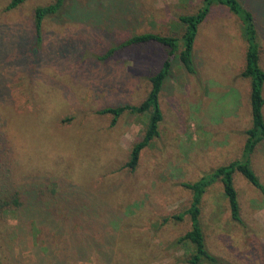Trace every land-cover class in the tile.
<instances>
[{
    "label": "rangeland",
    "instance_id": "obj_1",
    "mask_svg": "<svg viewBox=\"0 0 264 264\" xmlns=\"http://www.w3.org/2000/svg\"><path fill=\"white\" fill-rule=\"evenodd\" d=\"M51 1L25 0L5 10L9 0H0V130L10 147L0 155V185L56 177L67 199L97 207L85 214L95 242L77 246L91 253L79 264H97L96 250L106 252L107 264H188L191 246L175 241L189 229V216L171 218L190 204L191 191L181 183L240 159L251 125L239 19L214 3L194 40L196 72L173 59L159 95V135L130 170L125 164L147 114L126 111L111 124V115L99 110L139 104L167 52L156 42L109 50L134 33L180 35L178 16L196 11L201 0H66L62 14L43 19L37 42L33 11ZM241 2L258 23L264 69V0ZM251 164L264 184V141ZM233 182L244 225L231 220L215 181L201 199L206 247L222 264H264V194L239 172ZM4 217L0 228L12 233L10 263L31 262L28 226L16 231L17 217Z\"/></svg>",
    "mask_w": 264,
    "mask_h": 264
},
{
    "label": "trees",
    "instance_id": "obj_2",
    "mask_svg": "<svg viewBox=\"0 0 264 264\" xmlns=\"http://www.w3.org/2000/svg\"><path fill=\"white\" fill-rule=\"evenodd\" d=\"M24 1L9 0L5 10L14 9ZM214 3L224 5L240 21L241 35L246 43L245 66L240 74L250 79L251 125L245 130L246 138L240 159H234L225 165L218 166L194 182L181 183L191 191L190 204L184 212L172 215L171 218L181 220L185 214L189 216V229L175 241L176 244L191 246V251L186 257L188 264H222L223 262L221 258L207 249L200 220L201 199L209 185L217 180L222 183L230 218L242 226L244 222L241 217L233 174L239 172L254 188L264 194V184L251 164L253 153L264 141V69L259 63L261 52L259 26L253 11L246 7L241 0H201L196 11L178 16L181 27L180 35L151 31L131 34L119 45L112 47L109 52L120 47L156 42L165 46L167 53L158 70L149 76V91L139 104L126 103L106 106L99 110L101 114L111 115V124H114L116 119L126 111L147 114L142 137L132 144L129 158L125 164L130 170H134L141 150L159 135V123L163 117L159 95L165 80L171 74L173 59L177 57L187 72H196L193 57L194 40L198 25L208 16ZM65 4L66 0H53L34 9L33 26L37 42L41 40L43 19L62 14ZM9 151L10 147L6 143L4 132L0 130V155L3 154L2 152L9 153ZM65 188V184L56 177L44 178L25 187L13 186L11 182H3L0 185V223L5 221L4 216L7 214H14L17 217L14 229L17 231L23 226H28V233L34 242L33 260L27 263L24 260H15V264H79L81 261H87L90 257L89 248L77 246L83 241L92 244L95 242L93 232L88 231L85 214H96L99 209L94 205L90 206L92 203L86 200L83 202L81 199V201L67 199L64 194ZM167 219L164 218V220ZM3 229L0 228V241L2 242H0V264H4L7 255L9 259L5 264H13L10 263L12 258L9 250L12 249L10 242L12 233L10 230ZM106 255V252L96 250L97 264H107L104 258Z\"/></svg>",
    "mask_w": 264,
    "mask_h": 264
}]
</instances>
